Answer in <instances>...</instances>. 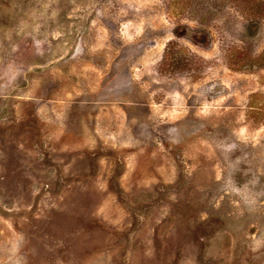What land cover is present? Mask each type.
I'll list each match as a JSON object with an SVG mask.
<instances>
[{
	"label": "rangeland",
	"instance_id": "1",
	"mask_svg": "<svg viewBox=\"0 0 264 264\" xmlns=\"http://www.w3.org/2000/svg\"><path fill=\"white\" fill-rule=\"evenodd\" d=\"M174 1L0 0V264H264V69L219 55L264 23Z\"/></svg>",
	"mask_w": 264,
	"mask_h": 264
},
{
	"label": "trees",
	"instance_id": "2",
	"mask_svg": "<svg viewBox=\"0 0 264 264\" xmlns=\"http://www.w3.org/2000/svg\"><path fill=\"white\" fill-rule=\"evenodd\" d=\"M187 2L191 4L189 5V10H184L186 15H192L193 11H200V8L194 10L195 6L192 5V3H197V0H187ZM172 3L175 4L177 1L173 0ZM205 3L209 12L210 9L216 12L219 11V13H221L222 8L231 9L237 14L241 30L245 33H255L259 26L264 23V0H205ZM208 10L202 8L201 12L207 13L206 11ZM206 21L200 20L199 23L203 25L207 23ZM214 27L221 30L219 25ZM187 31L193 33L189 35ZM172 36L173 39L166 43L159 60V73L172 77L199 78L210 67V60L196 55L178 40L187 39L193 44H206L209 41L206 29L197 30L189 26L176 25L172 29ZM219 55L226 66L233 70L254 71L264 69V48L261 52L255 53L248 49V43L242 39L236 42L226 41L221 43Z\"/></svg>",
	"mask_w": 264,
	"mask_h": 264
}]
</instances>
